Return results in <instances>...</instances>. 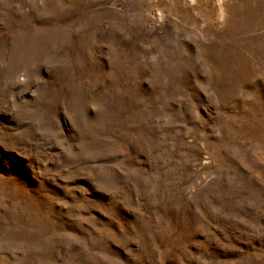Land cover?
<instances>
[{"label":"rangeland","instance_id":"1","mask_svg":"<svg viewBox=\"0 0 264 264\" xmlns=\"http://www.w3.org/2000/svg\"><path fill=\"white\" fill-rule=\"evenodd\" d=\"M0 264H264V0H0Z\"/></svg>","mask_w":264,"mask_h":264}]
</instances>
